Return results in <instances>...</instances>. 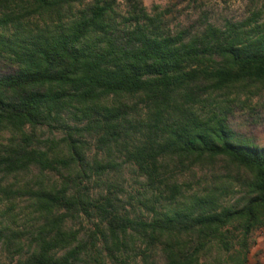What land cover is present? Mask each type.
I'll return each instance as SVG.
<instances>
[{
	"label": "trees",
	"instance_id": "16d2710c",
	"mask_svg": "<svg viewBox=\"0 0 264 264\" xmlns=\"http://www.w3.org/2000/svg\"><path fill=\"white\" fill-rule=\"evenodd\" d=\"M75 1L0 0V50L14 65L0 75V173L35 168L40 179L0 183L37 218L0 226V248L13 255L29 240L23 264H84L94 249L122 264H248L264 228V146L228 118L241 94L264 88V19L186 39L151 29L134 0L135 24L118 35L112 0L79 13ZM127 163L153 216L120 194L112 173ZM82 215L96 228L69 223Z\"/></svg>",
	"mask_w": 264,
	"mask_h": 264
},
{
	"label": "rangeland",
	"instance_id": "374dc122",
	"mask_svg": "<svg viewBox=\"0 0 264 264\" xmlns=\"http://www.w3.org/2000/svg\"><path fill=\"white\" fill-rule=\"evenodd\" d=\"M141 1L150 16V18L143 20L151 29L164 34H181L186 39L202 34L209 25L225 30L228 23L239 24L251 19L255 14L258 20L262 21L264 19V0ZM91 2L92 0L75 1L72 11L79 13L80 10L87 9ZM112 2V17L114 26L117 29L116 32L119 35L124 32V29L131 28L135 24L131 17L134 14V0H112ZM69 14L72 15V13ZM34 20L36 18L33 17L29 22V26L37 29L35 24L34 26L32 25V22L35 23ZM14 30V27H12L9 34L14 32ZM13 70L14 65L0 50V75L11 73ZM241 97L243 98V103H236V106H234V110L228 118L229 125L236 132L251 138L255 144L264 146V88L255 89L249 95L241 94ZM47 135L48 133H46ZM7 136L8 134L6 133H0V149L1 143L6 141ZM122 158H124L123 155ZM112 174L113 179H116L121 186L120 191L122 192L120 194H123L124 198L129 201L128 208L132 207L138 211L142 208L150 216L155 214L143 206V201L149 204V201L154 199V196H151L150 190L147 188L146 179L139 174L134 165L127 163L117 174ZM38 175L35 168L11 175L0 173V183L6 188L10 185L26 186L27 184H39ZM179 177L182 182L190 181L193 178L188 174ZM47 179L51 180L52 176ZM94 185V183L90 184V186ZM187 186L185 189L190 191V187ZM142 193L145 197H142ZM130 194L139 200L135 199V197L131 200L129 198ZM14 197L0 190V226L10 224L16 230H19L25 225L34 224L33 222L37 218L31 213V208L28 207L27 197L22 196L15 200ZM13 201L17 204L15 205L16 207L13 206ZM184 201L182 197L175 202L164 200L157 206L159 214L180 206ZM14 218L15 220H13ZM94 222H97V219H89L82 215L71 219L69 223L83 233L86 228L95 229ZM29 244L30 241L25 239V250L20 253L10 252L13 255L9 254L5 247L0 248V264H23L25 257L29 253ZM104 257V254L100 255L94 249L84 264H122L121 261H113ZM158 258L160 259V255ZM248 259V264H264V228L254 230ZM128 260L129 264H146L140 257H133Z\"/></svg>",
	"mask_w": 264,
	"mask_h": 264
}]
</instances>
